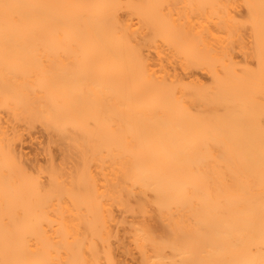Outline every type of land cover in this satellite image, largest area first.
Masks as SVG:
<instances>
[{
	"label": "bare ground",
	"instance_id": "bare-ground-1",
	"mask_svg": "<svg viewBox=\"0 0 264 264\" xmlns=\"http://www.w3.org/2000/svg\"><path fill=\"white\" fill-rule=\"evenodd\" d=\"M0 264H264V0H0Z\"/></svg>",
	"mask_w": 264,
	"mask_h": 264
}]
</instances>
